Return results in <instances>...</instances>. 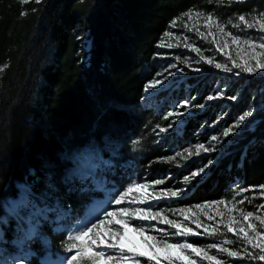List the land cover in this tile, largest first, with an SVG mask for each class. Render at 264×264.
I'll use <instances>...</instances> for the list:
<instances>
[{"label": "trees", "instance_id": "1", "mask_svg": "<svg viewBox=\"0 0 264 264\" xmlns=\"http://www.w3.org/2000/svg\"><path fill=\"white\" fill-rule=\"evenodd\" d=\"M226 2L0 0V216L24 182L79 212L87 197L65 178L74 150L82 147L113 154L117 165L133 152L129 160L138 169L158 171L156 159L164 153L152 130L160 118L140 100L159 63L163 33L189 10H207L223 20L264 10V0ZM246 80L241 97L230 104V119L255 105L253 128L179 206L221 199L236 178L246 192L264 185V80ZM197 122L190 120L175 142L192 139ZM43 234L53 239L49 229ZM189 242L201 245L198 238ZM31 250L33 264H39L45 251Z\"/></svg>", "mask_w": 264, "mask_h": 264}, {"label": "snow or ice", "instance_id": "2", "mask_svg": "<svg viewBox=\"0 0 264 264\" xmlns=\"http://www.w3.org/2000/svg\"><path fill=\"white\" fill-rule=\"evenodd\" d=\"M22 2L27 3L28 0H22ZM236 2L243 3L244 0H236ZM36 3H41V0H36ZM183 16L192 22V27H189L188 24H185L184 27L188 31L195 29L197 36L206 42H210L215 47L216 53L231 62V67L225 63H214V57H206L200 47L193 46L185 39L183 47L199 56L197 63L203 61L205 64L213 65L215 69L225 73L238 69L239 71L235 73L237 76L242 73L258 74L260 79L264 80V12H260L251 18L240 14L238 15V23L232 20L228 21L232 29H239L240 32L245 33L244 35L227 30L226 24L213 14L189 10L184 12ZM201 21H203L202 27L206 31L200 30ZM175 24L176 21L173 20L172 25ZM252 30H255L258 35H253ZM163 35L167 37L171 33L165 31ZM209 38H211L210 41ZM163 46V44L159 45V47ZM167 46L173 47L172 44ZM230 49L235 51V57L230 54ZM183 63L187 64L188 61L184 60ZM171 67L175 68L176 65L173 64ZM192 70L199 72L200 68H193ZM165 79L167 78L165 77ZM163 83V80L154 79L146 85L145 92L148 93L150 89ZM222 95L223 93L218 92L217 95H208L206 99L212 101ZM261 97L260 110L264 111V92L261 93ZM191 99H195V97ZM229 99L236 100L237 97L232 96ZM191 106L190 100H185L180 105L185 109H189ZM198 106L203 108L205 105ZM255 109L256 106L253 105L252 109L244 111L231 127L225 128L222 133L223 137H228L230 133L234 132V129L240 128L248 117L254 115ZM174 115L179 117L190 115V113L169 112L165 119ZM183 122L182 120L179 121L180 124ZM165 131V127L159 128L160 133ZM235 134L239 135L240 133ZM208 143L211 145L210 147L204 143H197L194 146V152L185 149L187 155L177 152L175 156L168 157L167 162L171 163L176 157L187 160L193 155L200 156L201 153L217 151L216 145L221 141L217 135H212ZM138 144L139 140L134 141V146ZM77 161L79 166L65 178V182L79 180L82 190L103 191L106 199L92 203L84 213L83 218L72 225L63 224V221L70 217V213L60 211L59 205L55 209L48 207L40 209L37 205L31 204L33 211L28 218V230L22 239L14 241L20 248L19 254L9 256L4 253L3 249H0V264H29L31 253L24 250V245L26 241L31 240L36 235L37 218L48 211L57 213L55 223L58 226L55 231L66 234L62 244L64 254L59 257L55 264H141L137 257H145L149 264H153V262L154 264H165V262L166 264H198V261L193 257H199L201 261L206 260L208 264H225L224 260L209 254L208 249H216L217 252L226 254L227 257L244 258L240 251L231 250L227 247V245L234 243L232 239H224L222 243H210L207 248L189 242L188 237L200 235L191 227L192 224L195 225L196 229H203L204 235L207 237L216 236L223 227L227 233L234 234L244 245L258 249V259L264 261V232L259 230L264 229V215H256L253 211H246L242 207L238 208L236 202L225 199L198 204L195 206V212L191 207H171L170 202L183 199L189 190L188 186L194 187V181L195 183L200 182L195 180L196 177H200L202 180L207 175L205 170L207 166L191 171L190 175L184 176L183 185L185 187H166L157 190V186L164 185L165 180L155 179L152 182L131 181L126 188L117 192L108 186L109 182L104 176L105 169L111 166L110 161L103 160L98 153L91 152L78 157ZM213 162L212 159L208 161L209 165ZM260 188L264 189V185H261ZM161 202L167 207L157 210L154 204L158 205ZM244 202L243 199L239 201L240 204ZM22 206H26L24 197L19 203L12 202L7 205L6 211L9 215L20 218L18 209ZM109 206L121 207L116 210H108ZM260 207L264 208V205ZM213 209L215 211L212 214L204 211ZM169 212L172 216H179L182 219L169 218ZM201 216L212 220L214 226L202 222ZM216 216L220 217L219 221L215 220ZM44 218L47 219V216L45 215ZM134 221L141 223H133ZM184 221L188 223L186 224ZM255 221L259 222V227ZM4 223H7V220H4ZM160 225H166L167 229L174 231L169 232L159 227ZM130 234L138 237V241L131 240ZM245 256L252 259L257 258V254L254 252H246Z\"/></svg>", "mask_w": 264, "mask_h": 264}, {"label": "rangeland", "instance_id": "3", "mask_svg": "<svg viewBox=\"0 0 264 264\" xmlns=\"http://www.w3.org/2000/svg\"><path fill=\"white\" fill-rule=\"evenodd\" d=\"M226 5L229 4L230 0H227ZM236 1V0H233ZM192 11H201L206 14L215 15L221 22L225 23L227 26V30L232 31L235 34L244 35L245 33L240 32L239 29H232L229 20L238 23V17L233 19L223 20L216 13H212L207 10H199L195 9ZM260 12H264V10H254L253 12L246 14L249 18L254 15H258ZM179 24L171 25L168 32L171 33L170 36H164L160 41V45L163 44V47H160L161 52L158 54L159 63L155 67L156 70L152 75L151 79L147 83L144 84L142 93H141V103L144 106H149L152 108L153 112L160 118L156 126L153 128V138L155 143L160 145L162 144L160 151L162 154L156 159V165L159 167L158 171H142L138 169L135 163H132L130 156H133V152L127 153L126 157L127 162L120 163L117 165V160L114 158L113 154L108 153H100L93 148L90 147H82L74 150L73 153V164L69 169H67L66 175H70L74 169H76L78 165L77 158L82 156L85 153H98L99 157H102L103 160L110 161V167H107L104 172L105 179L109 182L108 186L113 188L115 191H119L122 188H126L131 181H140V182H152L155 179H164L165 184L161 186H157V190H162L166 187L179 188L185 187L183 185V177L186 175H190L191 171L199 170L201 167H205L207 175L204 176L206 178L210 173L214 165L217 164L218 159L225 156L227 152L230 151L231 145H234L238 139L242 138V133L248 128L252 129L254 126V122L251 117H248L244 124L237 129H234L233 133H230L228 137H223L222 133L227 127H231L239 118L240 115L237 114L231 117V108L230 104L238 101L241 97V93L243 88H246L247 80L250 78H260L258 74L249 75V74H240L237 76L235 73L238 72V69H233L230 73L222 72L218 69H215L213 65H207L203 61L199 60V56L196 53L191 52L189 49L183 47L185 39L189 43H192L195 47H200L204 52L206 57L212 58L214 57V63L220 62L227 64L228 67H231V62L226 60L224 56H221L219 53L215 52V47L210 43L206 42L202 38L196 35L195 29L193 31H188L184 26L188 24L189 27H192V22L188 20L187 17L181 14L177 19ZM203 21H201V31H206L202 27ZM253 35H258L255 30H252ZM86 44L84 49L88 50L89 45L88 41L84 39ZM211 38H209V41ZM172 44L173 47L169 48L167 45ZM230 54L235 57V51L229 50ZM87 57V56H86ZM84 57L83 61L87 64V58ZM184 60H187L188 63H183ZM175 64L176 67L172 68L171 65ZM193 68H200L199 72L193 71ZM161 74V75H158ZM165 77L167 79H165ZM163 80V84H158L156 88L150 89L148 93L145 92V87L152 80ZM238 79L241 80L239 86L233 87V85H237ZM233 87V88H232ZM159 89V91H157ZM219 93H223L217 99L212 101H207L208 95H217ZM236 96V100L229 99V97ZM195 97V99H191ZM190 100V104L192 105L189 109H185L180 107V105L185 101ZM198 105H205L203 108ZM250 110V109H248ZM169 112H188L190 115L185 116H171L165 119V116ZM200 116V117H199ZM197 117L198 122L197 126L194 129V134L192 139H187L185 142L183 141L181 144L176 143V139L179 136L183 135L184 128L187 123L195 119ZM230 119V120H229ZM184 121L182 124L179 121ZM160 127H165L166 131L164 133L159 132ZM240 133L236 135L235 133ZM212 135H217L221 143L216 145L217 151L210 153H201L200 156H191L189 159L184 160L180 157H176L174 161L171 163L167 162V158L170 156H175L177 152H182L184 155H187L185 149H189L191 151H195V145L197 143H204L207 147L211 145L208 143L210 137ZM134 144V142H132ZM212 159L214 162L209 165L208 161ZM187 166V167H185ZM67 176V177H68ZM115 176L117 179H113ZM196 181H201L200 177L195 178ZM71 183H75L77 187L80 189V192H83L85 197H87L86 203L82 206L79 212L75 213L69 207L61 204L54 196L48 194L47 192L37 193L32 188L31 183H20L17 187V194L12 202L19 203L21 198H25L26 206H22L18 209L19 217L11 216L7 213L6 208L4 206L10 205L8 200L5 201L3 206V215L0 216V249L4 250V253L12 256L17 255L20 252V248L14 241L22 239L24 234L28 230V218L32 214L33 209L31 208V204H35L40 209H44L48 207L50 209H55L57 205L60 206V211H66L70 213V217L66 218L63 221L65 225L75 224L78 220L83 218L84 213L88 210V207L98 200L106 199L105 193L100 190L95 191H85L82 190L81 184L79 180H71ZM123 183V185H121ZM196 185L199 183H195ZM194 186V187H195ZM189 190L187 194L178 201H173L171 203V207L179 208V207H191L193 212L196 211L195 206L198 204H193L192 206H179L180 201H183L189 195L190 191L194 189V187L188 186ZM40 185L36 187V189H40ZM52 191V190H51ZM264 189H261L260 186L253 189L251 192H246L244 188L241 186V182L238 178L234 179V181L230 184V190L227 196L221 198L225 200H233L237 203V207L244 208L246 211H253L256 215H264V208L260 207L264 205ZM19 194V199L17 198ZM131 198V197H130ZM244 200L243 204H240V200ZM220 200V199H218ZM214 200V201H218ZM209 201V202H214ZM30 202V203H29ZM206 203V202H203ZM201 204V203H200ZM126 206V205H121ZM121 206H109L108 210H116ZM154 207L159 210L160 208L167 207L166 204L161 202L160 204H154ZM223 208V206H221ZM209 212V214L214 213L213 210H204ZM47 216V219L44 216ZM57 218V213L55 211H48L47 213L42 214L38 217V223L36 224V235L31 238V240L26 241L24 245V250L31 253L29 257V264H33L35 260V253L32 248L39 247L40 250L45 251V253L38 260L39 264H55V262L59 259L61 255L64 254V250L62 247L63 241L66 238V234H61L60 232L55 231L58 226L55 223ZM169 218L172 219H182L179 216H172L169 212ZM201 221L207 223L209 225L214 226V222L212 220L206 219L204 216L200 217ZM220 217L216 216L215 220L219 221ZM4 220H7V223H4ZM133 223H141L138 221H134ZM155 223V222H153ZM184 223H188L184 221ZM257 226L259 227V222L255 221ZM159 227L166 229L169 232L174 230L167 229L166 225H160ZM191 227L200 233L198 236L188 237V241L191 238H198L201 240V245L199 247L207 248V245L210 243H222L224 239H232L234 241L233 244L227 245L231 250H236L241 252V256H244L243 259L236 257H227L226 254L217 252L216 249H208L209 254L216 255L218 259H222L225 261V264H264V261H259L258 255L259 250L253 249L250 245H244L242 241L238 240V238L232 234L227 233L223 227H221L220 232L216 234L214 237H207L204 235L203 229H196L195 225L192 224ZM50 230L53 236V239L50 237H45L43 231ZM264 232V229H259ZM133 241H138V237H135L130 234L129 237ZM183 239V238H176ZM246 252H254L257 254L256 259H252L251 257L245 256ZM198 261V264H208V262L201 261L199 257H193ZM143 264V261H147L145 257H137ZM148 262V261H147ZM149 264V262L147 263ZM154 264V262H153ZM166 264V262H165Z\"/></svg>", "mask_w": 264, "mask_h": 264}, {"label": "bare ground", "instance_id": "4", "mask_svg": "<svg viewBox=\"0 0 264 264\" xmlns=\"http://www.w3.org/2000/svg\"><path fill=\"white\" fill-rule=\"evenodd\" d=\"M17 198H18V199L20 198V197H19V194H18ZM12 201H13V200H9V199H8V202H9L10 204L12 203ZM4 208H6V205L4 206Z\"/></svg>", "mask_w": 264, "mask_h": 264}]
</instances>
